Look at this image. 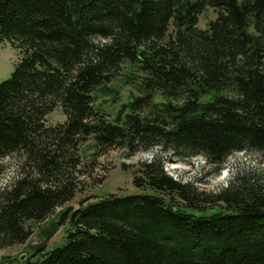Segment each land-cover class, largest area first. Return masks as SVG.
<instances>
[{"label": "trees", "instance_id": "1", "mask_svg": "<svg viewBox=\"0 0 264 264\" xmlns=\"http://www.w3.org/2000/svg\"><path fill=\"white\" fill-rule=\"evenodd\" d=\"M0 42L20 52L0 83V180L19 160L0 189L1 247L75 197L69 167L92 140L95 157L154 152L133 179L154 193L61 211L66 243L28 264H264V183L235 176L207 196L165 171L170 157L216 172L237 153L264 161V0H0ZM125 88L114 119L95 107ZM57 108L67 120L49 125Z\"/></svg>", "mask_w": 264, "mask_h": 264}, {"label": "rangeland", "instance_id": "2", "mask_svg": "<svg viewBox=\"0 0 264 264\" xmlns=\"http://www.w3.org/2000/svg\"><path fill=\"white\" fill-rule=\"evenodd\" d=\"M216 18V11L209 8L200 16L198 27L207 29L209 23ZM19 60V51L15 50L10 43L0 42V83L11 77ZM129 96V88L122 89L120 96L105 91L97 95L95 107L107 111L112 116L110 119H114L121 105L128 102ZM66 120L61 108H57L48 117L49 125L62 124ZM95 153L92 140L82 145L80 151H76V157L80 158V165L74 169L71 163L69 167L71 179L75 182L77 189L75 197L63 207L58 208L47 220L27 223L26 227L31 230L32 235L26 243L0 246V264H28L30 261H36L46 251L62 247L67 241L69 225L65 224L56 228V224L63 210L68 208L76 210L109 195L128 196L154 193L152 190L142 191L133 183L136 167L144 161H150L154 152L141 153L133 157H127L126 152L119 149H111L99 157H95ZM18 161L16 157L4 161L6 171L1 177L0 189L9 186L13 178L17 176ZM165 171L176 181H181L183 184H194L198 193L207 196H217L230 188L235 176H251L254 181L264 183V161L257 153L234 154L228 158L219 172L208 167L202 157L188 161L170 157ZM168 200H171L170 203L173 205H183L178 199ZM212 208L222 207L217 205ZM207 212L211 213L210 210Z\"/></svg>", "mask_w": 264, "mask_h": 264}, {"label": "water", "instance_id": "3", "mask_svg": "<svg viewBox=\"0 0 264 264\" xmlns=\"http://www.w3.org/2000/svg\"><path fill=\"white\" fill-rule=\"evenodd\" d=\"M169 211H171V212H174V211H176L175 209H172V207H169V209H168Z\"/></svg>", "mask_w": 264, "mask_h": 264}]
</instances>
